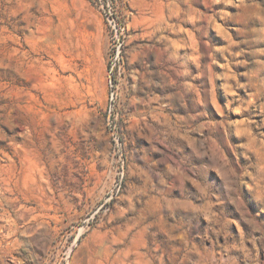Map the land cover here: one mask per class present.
<instances>
[{
    "label": "rangeland",
    "instance_id": "374dc122",
    "mask_svg": "<svg viewBox=\"0 0 264 264\" xmlns=\"http://www.w3.org/2000/svg\"><path fill=\"white\" fill-rule=\"evenodd\" d=\"M0 264H264V0H0Z\"/></svg>",
    "mask_w": 264,
    "mask_h": 264
},
{
    "label": "built area",
    "instance_id": "2783aa9c",
    "mask_svg": "<svg viewBox=\"0 0 264 264\" xmlns=\"http://www.w3.org/2000/svg\"><path fill=\"white\" fill-rule=\"evenodd\" d=\"M101 6L103 7V9H104V5L103 4H101ZM111 13H109L108 14V16H110L111 17V22H110V24L112 25V28L115 30V32L118 30V27H116V23H114V21L116 20L115 19V17H114V15H110ZM118 41L120 40V37H118V39H117ZM117 43L118 42H115V45H117ZM119 45H121V43L119 42L118 43Z\"/></svg>",
    "mask_w": 264,
    "mask_h": 264
}]
</instances>
